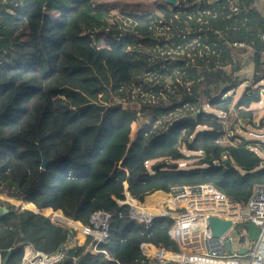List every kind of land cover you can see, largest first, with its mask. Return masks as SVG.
<instances>
[{
	"label": "trees",
	"instance_id": "trees-1",
	"mask_svg": "<svg viewBox=\"0 0 264 264\" xmlns=\"http://www.w3.org/2000/svg\"><path fill=\"white\" fill-rule=\"evenodd\" d=\"M3 1L0 193L26 208L8 202L0 216V264L22 257L26 244L54 253L68 240L70 227L35 211L89 226L98 210L113 215L107 254L92 253L89 238L57 264L75 256L76 264L155 263L140 244L177 251L172 220L133 219L120 204L124 193L143 202L150 193L209 183L244 204L264 183V142L234 134L257 126L264 87L257 75L264 72V17L253 0L164 1L153 11L126 0L120 17L105 0H31L27 10ZM249 59L253 80L238 75ZM141 86L152 87L154 101L128 96ZM149 113L151 121L134 131ZM225 134L237 143L221 144Z\"/></svg>",
	"mask_w": 264,
	"mask_h": 264
},
{
	"label": "built area",
	"instance_id": "built-area-1",
	"mask_svg": "<svg viewBox=\"0 0 264 264\" xmlns=\"http://www.w3.org/2000/svg\"><path fill=\"white\" fill-rule=\"evenodd\" d=\"M261 38L264 39V34ZM234 45L244 47L245 43L239 42ZM153 194H157L164 200H152L147 203L149 196ZM153 194L150 193L145 201L141 202L134 196L127 195V197L124 193L126 197L122 200L123 204L129 206L130 217L137 221L150 225L158 217L172 220L170 232L176 242L177 251L158 248L152 243L140 244L141 252L146 257L155 259L156 262L151 264H206L201 261L182 259L188 256L211 258L223 262L233 261V264H264V249H261L264 244V183L254 187L253 195L244 204L232 200L209 183L174 188L168 193L157 191ZM112 217L111 213L95 211L91 215V224L89 226L82 224L84 228L82 240L80 235L72 234L75 229L78 230L75 226L66 243L57 252L46 253L35 249L31 244H26L23 256L10 264H57L68 257L69 250L76 245L84 244L89 238H93L89 245L92 253L107 254L103 245L110 239ZM212 217L223 221L229 220L232 225L222 236L216 237L210 224ZM70 222L72 224L67 225L71 228L74 220ZM243 223H247L248 228L254 231L261 230L259 241L251 239L249 229L243 230L240 227ZM227 242L231 245L230 249L226 247ZM243 249L249 253V258L244 257L246 253H242ZM158 252H162L163 255ZM77 262L75 256L72 264Z\"/></svg>",
	"mask_w": 264,
	"mask_h": 264
},
{
	"label": "rangeland",
	"instance_id": "rangeland-1",
	"mask_svg": "<svg viewBox=\"0 0 264 264\" xmlns=\"http://www.w3.org/2000/svg\"><path fill=\"white\" fill-rule=\"evenodd\" d=\"M19 3L22 5L23 9L27 10V7L31 4V0H18ZM128 1V0H127ZM164 1L166 0H138L137 1V5L134 6L135 7V10H140V11H153L155 10V7L158 5V4H162ZM8 2V0H4L3 1V4H6ZM105 2L107 3L108 6H111V8L113 9V15H116L117 17H120V12L126 8V0H105ZM133 6V5H132ZM160 35H163V31H160L158 32ZM195 41H197V37L195 38ZM101 45H104V43L102 42ZM165 51L164 53L161 54V58H165ZM170 59V62L173 64V65H177L178 63V59L177 57H174L173 54H171V56L169 57ZM250 60V59H249ZM248 60V62H249ZM247 62V63H248ZM149 78L151 79V77L149 76ZM264 83V81H262ZM262 83V84H263ZM245 86V84L243 83L242 86L240 87L239 91L237 92V97L238 98L240 96V93H241V90L243 89V87ZM128 96L129 97H132V95H134V98H137L138 96L144 98V99H148V100H152L154 101L155 100V94H154V91L152 90V87H150L149 89L148 88H144V86H141V87H136L132 92L128 91L127 92ZM132 94V95H131ZM260 102H259V105L258 106H255L256 107V117H257V126H248L247 130H244V129H240L239 126L236 127V129L234 130V134L236 135H239V136H243V137H246L248 140L250 141H256L257 143H260L262 140L264 142V123L260 124V119L262 118V116H264V88L262 90V94H261V98H260ZM235 113L234 111H230L228 114H225L223 115V118H224V123H225V127L227 129H230L232 124L234 123V117H235ZM153 117V113H149L147 114L146 117H143V116H140L134 126H133V130L136 131L137 129L143 127L145 124H147L148 122L151 121ZM264 118V117H263ZM220 143L221 144H225V145H229V144H236L237 142L234 141L232 139V135H228V134H225L222 136V139L220 140ZM258 145V144H256ZM183 167H184V164H181ZM182 166H180L182 168ZM1 196H5V197H1L0 198V202H2L5 206H7L8 202L12 203L13 205L15 206H19V207H23V208H26L24 206H21V205H17L13 202H11L10 200H8V197L3 194V193H0ZM154 198V199H153ZM152 200H164V199H161L158 195L156 194H153L151 196H149L148 198V203ZM168 201V200H167ZM120 204H123V201L120 202ZM28 209V208H27ZM61 210V209H60ZM62 211V210H61ZM34 212V211H33ZM155 212V211H154ZM64 214V213H63ZM46 215V214H45ZM48 216V215H47ZM68 218V217H67ZM69 219V218H68ZM70 220V219H69ZM72 221V220H70ZM77 223H80L81 221L79 220H75ZM74 221V222H75ZM81 224H84L83 222H81ZM85 225V224H84ZM68 226V225H67ZM70 226V225H69ZM68 226V227H69ZM76 233V235H80L81 237V240L83 238V236L80 234L79 230H76L74 231ZM260 235V232L257 231L256 234L253 235L252 239H258ZM157 253V252H156ZM162 254V252H158V254ZM223 262V261H222ZM222 264V263H221ZM223 264H233L232 261H227L226 262L224 261Z\"/></svg>",
	"mask_w": 264,
	"mask_h": 264
},
{
	"label": "water",
	"instance_id": "water-1",
	"mask_svg": "<svg viewBox=\"0 0 264 264\" xmlns=\"http://www.w3.org/2000/svg\"><path fill=\"white\" fill-rule=\"evenodd\" d=\"M167 2L169 3H172V4H177V0H166ZM239 68V67H238ZM255 71H256V62L253 60V59H250L248 63H246L243 68L239 71L238 75H244L247 79H250V80H253L254 78V75H255ZM211 164H214L213 161H210ZM47 164V161L45 160L44 161V164L43 166L45 167ZM22 206V205H21ZM30 210V209H29ZM9 211L8 207L7 206H4V205H1L0 204V216L3 215L4 213H7ZM41 213L43 215H45L43 212H40V211H35V213ZM46 217H49L47 215H45ZM53 222H55L52 217H49ZM80 221V220H79ZM76 222V221H75ZM73 222V223H75ZM56 223H58L56 221ZM58 224H63V225H67L66 223H58ZM81 224V222H80ZM210 224L212 226V231L214 233V235L216 237H220L222 236L226 230L232 225V222L229 221V220H220L216 217H212L210 218ZM76 225H72L71 226V232L73 231V229L75 228ZM258 241L260 240V237L257 239ZM226 247L228 249H230L231 245L229 242L226 243ZM261 249H264V244L263 246L261 247ZM246 252V249H243L242 250V253L244 254ZM169 263V262H168Z\"/></svg>",
	"mask_w": 264,
	"mask_h": 264
},
{
	"label": "crops",
	"instance_id": "crops-1",
	"mask_svg": "<svg viewBox=\"0 0 264 264\" xmlns=\"http://www.w3.org/2000/svg\"><path fill=\"white\" fill-rule=\"evenodd\" d=\"M251 5H252V8H254L255 10H257L258 12H259V14H261L263 17H264V0H253V2L251 3ZM264 40V39H263ZM263 59H264V55H263ZM260 75L261 77H260V84L261 85H263L264 86V83L262 82V81H264V72L262 73V72H260V71H258L257 72V75ZM246 78V77H245ZM247 79V78H246ZM263 83V84H262ZM264 88V87H263ZM263 88H262V90H263ZM161 194V193H160ZM125 195L127 196L128 194L127 193H125ZM157 195V194H156ZM2 196H0V198H1ZM128 197V196H127ZM154 199V198H153ZM166 201V200H165ZM0 204L1 205H4L2 202H0ZM5 206V205H4ZM55 221V220H54ZM56 222V221H55ZM58 223H66V224H72V222H70L68 219H67V221H65V222H61V221H57ZM77 227V229L80 231V234L82 235V236H84L83 234H84V228H83V226H80V227H78V226H76ZM249 229V230H248ZM247 230L249 231V235L251 236V239H252V237H253V235L254 234H256V232L257 231H259L260 232V235H261V230L260 229H255V231L252 229V228H247ZM260 235H259V237H260ZM258 237V238H259ZM252 240H257V239H252ZM247 252V251H246ZM245 252V253H246ZM249 252V251H248ZM244 257H246V258H249L250 257V255H249V253H246L245 255H244ZM233 262V261H232Z\"/></svg>",
	"mask_w": 264,
	"mask_h": 264
},
{
	"label": "bare ground",
	"instance_id": "bare-ground-1",
	"mask_svg": "<svg viewBox=\"0 0 264 264\" xmlns=\"http://www.w3.org/2000/svg\"><path fill=\"white\" fill-rule=\"evenodd\" d=\"M160 255H162L161 253H160ZM200 258H202V257H200ZM209 260L207 261V263H210V264H223V262L221 261V260H216V259H211V258H208ZM213 261H218V263H216V262H213ZM206 263V264H207Z\"/></svg>",
	"mask_w": 264,
	"mask_h": 264
}]
</instances>
